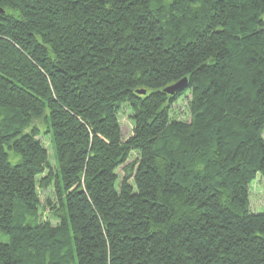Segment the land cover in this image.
Listing matches in <instances>:
<instances>
[{"label":"trees","instance_id":"obj_1","mask_svg":"<svg viewBox=\"0 0 264 264\" xmlns=\"http://www.w3.org/2000/svg\"><path fill=\"white\" fill-rule=\"evenodd\" d=\"M0 6V264H264V0Z\"/></svg>","mask_w":264,"mask_h":264},{"label":"rangeland","instance_id":"obj_2","mask_svg":"<svg viewBox=\"0 0 264 264\" xmlns=\"http://www.w3.org/2000/svg\"><path fill=\"white\" fill-rule=\"evenodd\" d=\"M190 93L186 94L182 98H180L172 107V116L178 120L190 121ZM132 110L130 106L125 104L123 109L119 113V119L122 124V132L123 136L126 138L133 133L134 123L132 120ZM42 141L43 145L49 151V161L52 166H55V157L54 150L52 146V142L49 136L42 135L39 137ZM137 157V152H134L130 158V161H133ZM121 179L124 176V173L120 170ZM39 196L41 199V207L39 213V221L45 222L50 221L53 225H56L58 221L52 217V209L47 204L48 200L54 201L55 195L53 192V188L50 187L46 190H40ZM250 201L252 210L255 212H263L264 211V185L261 176H259L251 185H250ZM9 236L5 234H0V241H8Z\"/></svg>","mask_w":264,"mask_h":264},{"label":"water","instance_id":"obj_3","mask_svg":"<svg viewBox=\"0 0 264 264\" xmlns=\"http://www.w3.org/2000/svg\"><path fill=\"white\" fill-rule=\"evenodd\" d=\"M0 13L1 14L5 13V10L1 6H0ZM187 82H188V79L185 77L182 80L165 87L164 92L168 93L170 95H173V94H175V92H177L179 90H183L187 86V84H188ZM138 93L145 94L146 90H138Z\"/></svg>","mask_w":264,"mask_h":264}]
</instances>
